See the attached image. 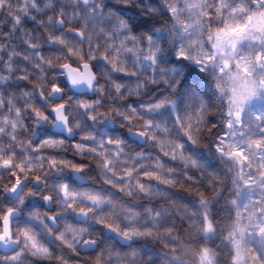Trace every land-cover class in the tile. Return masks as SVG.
I'll return each mask as SVG.
<instances>
[{
  "label": "clouds",
  "instance_id": "clouds-1",
  "mask_svg": "<svg viewBox=\"0 0 264 264\" xmlns=\"http://www.w3.org/2000/svg\"><path fill=\"white\" fill-rule=\"evenodd\" d=\"M0 264H264V0H0Z\"/></svg>",
  "mask_w": 264,
  "mask_h": 264
}]
</instances>
